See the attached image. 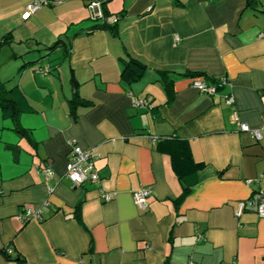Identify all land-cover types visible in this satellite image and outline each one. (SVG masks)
<instances>
[{
  "label": "crops",
  "instance_id": "1",
  "mask_svg": "<svg viewBox=\"0 0 264 264\" xmlns=\"http://www.w3.org/2000/svg\"><path fill=\"white\" fill-rule=\"evenodd\" d=\"M53 1L24 16L32 0H0V37L11 36L0 81L29 105L23 137L0 112V264H264V218L233 214L264 195V0ZM91 1L110 25L120 18L116 37ZM127 57L147 67L130 85L119 81ZM47 63L48 74L33 70ZM220 78L228 86L214 95L191 86ZM74 91L90 105L71 114ZM69 141L94 150L97 182L62 178ZM141 187L144 210L132 200ZM24 210L38 219L22 223Z\"/></svg>",
  "mask_w": 264,
  "mask_h": 264
},
{
  "label": "built area",
  "instance_id": "2",
  "mask_svg": "<svg viewBox=\"0 0 264 264\" xmlns=\"http://www.w3.org/2000/svg\"><path fill=\"white\" fill-rule=\"evenodd\" d=\"M55 3L56 1L53 0H32V2L26 7V14L24 16L34 13L41 7L51 6ZM87 7L93 20L103 21V15L99 2L91 1L88 3ZM50 68V64L47 63L40 66L35 65L33 70L37 74L45 75L49 73ZM191 86L202 94L214 95L219 87H226L228 86V83L225 78L217 79L213 83H208L201 80H194L191 83ZM225 102L226 104L231 105V97H226ZM132 106L136 108H145L147 106V103L142 99H132ZM240 129L242 131H248L246 125H241ZM251 133L256 139H259L260 133L258 131H251ZM67 144L69 145V152L67 154L66 169L64 174L62 175V178L69 181L73 186L76 187L86 182H97L98 175L94 167V150H82L78 146L74 145V143L71 141H69ZM40 172L45 181L50 180L53 175L50 165H46L45 167H43ZM52 191L53 187L46 184V193L49 195L52 193ZM150 196V189L147 187H141L132 193V200L136 207L141 210H144L148 205L147 201ZM101 198L104 202H106L110 200L111 195L105 192L101 194ZM249 210L253 211L258 217L264 218L263 194H260L256 200L247 199L237 202L233 214L235 217H240L245 211ZM38 217L39 215L37 210H24L17 214V219L22 223H26L29 220H36L38 219ZM9 252L10 251L8 250L7 253Z\"/></svg>",
  "mask_w": 264,
  "mask_h": 264
},
{
  "label": "trees",
  "instance_id": "3",
  "mask_svg": "<svg viewBox=\"0 0 264 264\" xmlns=\"http://www.w3.org/2000/svg\"><path fill=\"white\" fill-rule=\"evenodd\" d=\"M50 1V0H45ZM246 6L255 9L258 6V0H246ZM103 11V22H101L99 28L102 30L107 31L111 36L116 37L117 36V24L116 22L119 21L120 18H117L115 20V24L110 25L106 21L107 18H109V14L102 9ZM11 41L10 35H4L0 37V45L2 44H8ZM65 45L63 39H58L51 47L48 48V50L54 49L58 47L59 45ZM147 67L137 61L136 59H133L131 57H127V60L123 62L122 69L119 73V81L122 84L130 85L131 83H134L138 81L146 72ZM158 81L162 84L163 89L165 91V94L168 98V102L172 101V79L169 78L168 74L165 71H158ZM200 74L195 73H183L181 76H197ZM214 80L208 81V83H213ZM72 83L74 87L76 88L75 83L72 80ZM69 107H70V113L74 114V110L77 106H89V102H85L82 99L78 97V95L75 93V91L72 93V97L68 101ZM29 110V105L26 102V99L22 95L21 91L17 86H14L12 88L7 89L4 86V83L0 81V112L3 119H8L12 124V130L18 134L19 136L23 137L26 135V131L20 126L19 118L22 113ZM188 193V189L185 188L182 191L181 196L179 199H182L186 194ZM76 219H79V207H76ZM5 254V253H4ZM7 256V255H6Z\"/></svg>",
  "mask_w": 264,
  "mask_h": 264
}]
</instances>
